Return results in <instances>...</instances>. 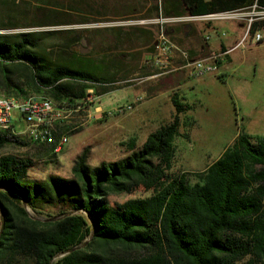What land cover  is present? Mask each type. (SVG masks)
I'll return each instance as SVG.
<instances>
[{
  "label": "trees",
  "instance_id": "trees-1",
  "mask_svg": "<svg viewBox=\"0 0 264 264\" xmlns=\"http://www.w3.org/2000/svg\"><path fill=\"white\" fill-rule=\"evenodd\" d=\"M53 1L38 4L50 6ZM95 1L68 0L69 10H44L42 16L53 22L37 27L65 29L0 34L3 96H28L12 67L27 72L24 86L29 92L60 104L85 99L91 88L87 83L105 85L96 86L98 96L123 88L117 76L123 66L107 67L101 57L78 60L70 52L92 45L88 29L70 27L90 24L92 14H100L90 6ZM253 6L264 9V0H155L148 18L203 17ZM86 7L91 8L87 14ZM80 10L84 13H74ZM36 11L43 10L36 6ZM263 24L253 23L248 37ZM124 30L112 28V53L146 48L149 55L155 54L156 26L129 27L135 32L130 36ZM50 41L58 42L52 45L57 51L46 48ZM53 54L64 63L55 61ZM183 101L173 94V123L150 134L142 147L131 140L130 153L119 160L91 167L86 148L74 162L72 178L31 179V159L0 156V261L8 252L11 260L20 252L31 257L32 264H264V138L252 142L240 136L204 171L195 173L197 180L191 183L187 173L172 171L175 141L182 136L179 117L193 109ZM30 143L0 131V150ZM139 190L151 194L108 203L110 194ZM28 208L56 211L40 221L30 217Z\"/></svg>",
  "mask_w": 264,
  "mask_h": 264
},
{
  "label": "rangeland",
  "instance_id": "rangeland-1",
  "mask_svg": "<svg viewBox=\"0 0 264 264\" xmlns=\"http://www.w3.org/2000/svg\"><path fill=\"white\" fill-rule=\"evenodd\" d=\"M56 1L63 2V7ZM53 2L54 5L46 6L38 4V0H0V34L65 29L66 27H37L53 22L42 16L44 10H69V5L66 3L68 0ZM95 2L96 5L91 3L90 6L96 8L100 14H92L90 24L70 27L77 30L88 29L87 36L92 45L78 46L70 52L78 60L101 57L104 58V65L107 67L123 66L124 70H120L117 75L121 80L118 86L123 88L103 95L98 100V105L113 115L103 121H93L87 128L70 134L68 144L58 153L54 154L50 151L46 154L44 147L31 143L26 147L13 145L0 150V156L15 154L31 159L34 164L29 171L31 179L44 180L49 175L72 178L74 162L86 148L89 149L88 164L91 167L98 166L103 161L119 160L130 153L127 144L131 140L135 141L136 148L142 147L150 134L174 121L176 113L171 102L173 93L164 91L154 97V93L150 90L157 79H151L156 72L145 65L147 59L151 58L148 49H137L122 54L111 51L115 40L112 28L124 27L126 30L123 34L130 36L135 32L128 30L129 27L152 26L149 22L154 19L148 17L152 14L155 0ZM36 6H40L43 11H36ZM90 9L86 7L85 13L87 14ZM78 10L79 7L76 11ZM81 10L74 13H84ZM75 19L80 20L77 17ZM214 24L216 30H208L210 25L208 22L181 23L170 26L168 32L174 39L188 32L190 42L194 45L204 43L202 38L208 37L210 40L207 43L212 47H217L221 41L228 47H234L248 32V23L245 21ZM238 24H243L245 29L240 28ZM195 26H202L207 30H201L199 34ZM10 27L16 29H8ZM256 34L262 36L260 42L256 41L255 36L248 37L246 43L240 45L229 56L230 61H227V56L223 57L224 65L219 67L215 74L200 80L191 79L181 88L183 102L193 109L179 118V133L182 136L175 141L176 153L172 161V171L187 173L191 183L197 180L195 173L204 171L240 136L246 135L252 142L264 138V24ZM53 44L58 42L50 41L46 48L57 51V47H52ZM52 58L64 63V59L56 54H53ZM12 69L15 72L14 79L21 84L28 95H34L24 86L27 83V72L17 67ZM137 98L141 99L140 103H135ZM130 104L133 105L132 111L125 114L115 113L117 109ZM11 115L17 136L25 134L27 127L20 112L13 110ZM150 194L151 192L142 190L131 194L113 193L107 197V200L109 204L114 205ZM27 211L31 218L46 221L50 218V212L56 210L45 209L35 212L28 208ZM2 220L3 216L0 212V229ZM10 257L8 252L0 264L33 263L31 257L20 252L14 255L12 260Z\"/></svg>",
  "mask_w": 264,
  "mask_h": 264
},
{
  "label": "built area",
  "instance_id": "built-area-1",
  "mask_svg": "<svg viewBox=\"0 0 264 264\" xmlns=\"http://www.w3.org/2000/svg\"><path fill=\"white\" fill-rule=\"evenodd\" d=\"M245 21L248 23V31L255 22L264 21V9L257 6L252 8L222 12L203 17L186 18H163L162 16L150 20L149 25L156 26L159 30L155 41V54L147 59L146 67L153 69L156 73L151 79H158L168 76L179 70H188L189 77L193 80H200L215 74L219 69V64L223 62V57L237 50L240 45L246 43L248 32L242 42L226 53H214L208 58L193 60L186 52H181L171 41L168 35V28L185 22H235ZM256 41L260 42L262 36L255 35ZM209 40V38H207ZM177 52H180L184 60L182 67L177 68L172 65V59ZM91 88L87 90L86 98L76 104L54 103L48 97L39 95H28L23 98H13L0 96V131L15 134L12 111L17 110L22 115L26 123V133L23 136L36 146L53 147V151L58 153L68 144L70 134L77 133L87 128L93 121H103L113 115L98 105L101 96L96 94L97 87H105L103 84L87 83ZM137 98L135 103H140ZM133 105L121 107L115 111L117 114H125L132 111Z\"/></svg>",
  "mask_w": 264,
  "mask_h": 264
},
{
  "label": "crops",
  "instance_id": "crops-1",
  "mask_svg": "<svg viewBox=\"0 0 264 264\" xmlns=\"http://www.w3.org/2000/svg\"><path fill=\"white\" fill-rule=\"evenodd\" d=\"M185 23L189 24V23H193V22H185ZM209 24L210 25H209L208 30H211V29L216 30V26L214 23H209ZM238 25L240 28L245 29L243 24H238ZM188 27H191V26H188ZM195 30H197L200 34L201 30L204 31L207 29H204L202 26H198V27L195 26ZM168 35H169L171 41L179 48V50L181 52H186L190 56V58L193 60L205 59L214 53L229 52L239 44L238 43L234 47L233 46L228 47L223 41H221L217 47H212L209 45V43H207L210 40V39L207 40V38H208L207 37L206 39L202 38L204 43L194 45L193 43L190 42L191 39H190V35L188 34V32L183 33V35L180 37L176 36L177 37L176 39H174L170 35L169 32H168ZM244 37H245V35H244ZM233 52L228 54L227 61H230L229 56ZM222 63L219 65V67H222L224 65V63L223 64ZM183 64H184V60L182 58V55L180 52H177L172 59V65L177 67V68H180L183 66ZM190 80H191V78L189 77V71L188 70H179V71L172 73L168 76L158 78L157 82H155L151 85L150 90H151V92L154 93V97H157L158 95H160L164 91H171L173 94H177L181 99L184 100V98L181 95V88L185 82L190 81ZM175 92H177V93H175ZM105 95H107V94H105ZM0 96H3V95H0ZM13 98H16V97H13ZM21 98H23V97H21ZM181 116L179 118H181ZM38 147H44L46 149L44 151V153H46V154L48 152L52 151V148H50V147H45V146H38Z\"/></svg>",
  "mask_w": 264,
  "mask_h": 264
},
{
  "label": "bare ground",
  "instance_id": "bare-ground-1",
  "mask_svg": "<svg viewBox=\"0 0 264 264\" xmlns=\"http://www.w3.org/2000/svg\"><path fill=\"white\" fill-rule=\"evenodd\" d=\"M51 102H53V100L51 99Z\"/></svg>",
  "mask_w": 264,
  "mask_h": 264
}]
</instances>
